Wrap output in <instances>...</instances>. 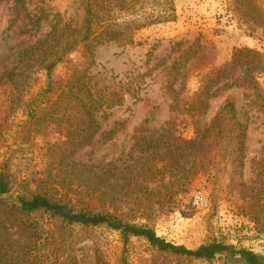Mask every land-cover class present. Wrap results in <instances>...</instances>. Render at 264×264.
Segmentation results:
<instances>
[{
    "label": "rangeland",
    "instance_id": "1",
    "mask_svg": "<svg viewBox=\"0 0 264 264\" xmlns=\"http://www.w3.org/2000/svg\"><path fill=\"white\" fill-rule=\"evenodd\" d=\"M96 3L89 39L73 52L67 51V39L55 45L63 61L54 75L64 84L75 69L85 72L98 101L99 133L90 145L65 152L63 123L49 120L38 129L20 125L24 115L20 110L9 113L0 86V160L8 159L14 179L26 182L23 190L32 192L52 181L60 162L63 172L71 163L95 172L122 169L153 196L143 192L150 199L143 208L122 205L118 213L127 220L146 224L158 236L190 249L224 241L264 258V0H174L176 20L133 30L132 42L109 40L107 35V29L128 14L102 0ZM144 7L149 10L150 5ZM86 8L84 0H0V73L17 65L22 50L56 28L82 37ZM245 49L256 53L220 74L234 53ZM40 62L33 64L41 66L29 79L34 93L47 83L46 64ZM69 98L67 88H56L51 96L62 103ZM227 102L234 103L246 129L242 166L235 127L223 122L220 130L205 133ZM199 150L187 179L164 187ZM176 153L184 156L178 168ZM162 157H167L165 162ZM196 191L208 195L207 211L193 209ZM65 192L57 188L51 193ZM18 195L14 191L5 198ZM91 206L97 210L99 204ZM48 224L68 243L74 241L63 257L75 254L81 263L91 262L100 249V264H223L159 253L140 238H131L124 253L118 232L66 227L53 220Z\"/></svg>",
    "mask_w": 264,
    "mask_h": 264
},
{
    "label": "trees",
    "instance_id": "2",
    "mask_svg": "<svg viewBox=\"0 0 264 264\" xmlns=\"http://www.w3.org/2000/svg\"><path fill=\"white\" fill-rule=\"evenodd\" d=\"M84 1L87 3V10L82 37L78 39L71 36L67 29L56 28L46 38L22 50L19 53L17 65L0 73V86L4 92L9 113L20 110L24 120L19 124L22 126L29 124L35 129L49 120L63 123L68 146L65 152L90 145L101 129L96 117L98 101L88 85L85 72L75 69L73 75L64 84L57 82L54 75V69L63 61V55L56 54L55 45L67 39V51L73 52L79 44L90 37L92 21L99 5L96 3L98 0ZM102 3L114 5L116 10L125 11L124 13L128 14L121 23H115L113 27L107 29L109 40L122 38L132 42L130 34L133 30L172 22L177 18L174 0H102ZM138 5L142 7L137 9ZM144 5H150L149 10ZM250 53L256 52L249 49L237 50L229 68L222 69L220 74L235 67L242 57H249ZM39 59L41 64H46L43 65V69L46 72L47 83L44 88L34 93L33 82L29 79L31 73L34 70L36 72L41 66L33 65L37 64ZM56 88L62 90L67 88L71 98L64 103L60 102V99L52 100L51 96ZM25 96L28 97L25 99ZM223 122L229 123L238 131L236 144L240 166H242L246 129L237 118L233 102H227L221 108L205 133L217 128L220 130V124ZM206 138V135L202 138L200 146H204ZM72 146H75L74 149ZM200 153H202L201 150L196 154L193 153L191 161L182 167L164 187H173L175 183L187 179L197 165ZM174 156H176L178 168L184 156L181 153H176ZM166 158L162 157L161 162H165ZM60 166H62L61 162L56 165L54 173L56 175L51 182L43 185L40 191L32 192L23 190L26 182L18 183L14 179L9 160L6 158L0 160V264H100L103 257L100 249L94 251L89 263H81L75 254L63 257L70 248L73 249L74 241L68 243V238L61 235L60 230L48 224L50 220L58 221L66 227H104L118 232L122 237L124 253L127 251L131 238H140L159 253L178 258L203 262L218 260L223 264H264L263 257L243 247L214 240L196 249H190L158 236L156 231L146 224L127 220L125 215L118 213L122 205H142L144 200L150 199L148 195L145 196L148 193L147 188L136 179L123 175L122 169L114 167L95 172L83 165L71 163L70 166L66 165V171L63 172ZM57 188H63L66 192L59 196L51 193L54 190L57 191ZM14 191L19 194L16 199L5 198ZM174 192L178 193L179 189ZM154 202L158 203L160 199ZM92 203L99 204L97 210L92 208ZM37 217L44 222L37 220ZM256 219L258 224H262L259 217ZM80 250L85 256L88 255L84 252L85 248ZM121 262H126L124 256Z\"/></svg>",
    "mask_w": 264,
    "mask_h": 264
},
{
    "label": "built area",
    "instance_id": "3",
    "mask_svg": "<svg viewBox=\"0 0 264 264\" xmlns=\"http://www.w3.org/2000/svg\"><path fill=\"white\" fill-rule=\"evenodd\" d=\"M191 205L196 211H207L210 208L208 195L203 191H196L192 195Z\"/></svg>",
    "mask_w": 264,
    "mask_h": 264
}]
</instances>
